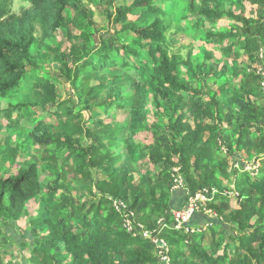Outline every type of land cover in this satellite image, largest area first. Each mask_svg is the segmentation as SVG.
Listing matches in <instances>:
<instances>
[{"label": "trees", "instance_id": "16d2710c", "mask_svg": "<svg viewBox=\"0 0 264 264\" xmlns=\"http://www.w3.org/2000/svg\"><path fill=\"white\" fill-rule=\"evenodd\" d=\"M21 2L0 0V102L15 101L0 103V264H22L13 240L29 264H167L154 238L169 264H264V0ZM198 194L216 218L199 205L177 231Z\"/></svg>", "mask_w": 264, "mask_h": 264}, {"label": "rangeland", "instance_id": "374dc122", "mask_svg": "<svg viewBox=\"0 0 264 264\" xmlns=\"http://www.w3.org/2000/svg\"><path fill=\"white\" fill-rule=\"evenodd\" d=\"M91 8H94V6H96V4L99 3V0H84ZM123 1V0H121ZM126 3H131L132 0H124ZM181 9L184 7V4L183 3H179ZM22 6V2L21 0H14V10L16 12H19L20 11V8ZM167 7V5H166ZM183 11V10H182ZM141 15V13L138 12V10L134 13V16H130V18L133 20H137L139 19V16ZM97 20H99L100 18H96ZM172 37V41L174 43V45L176 47L180 46V45H189L190 47L194 48V53H199L200 51H204L206 50V46L203 44V43H200L202 41L200 40H197V39H192V38H189L185 32H176ZM37 38H38V41L35 43V47H39L38 49L40 51H44V46L46 44H48L49 41H53V39L51 38L50 40H47V41H43L41 43V45H39V41H40V33L38 32L37 33ZM64 39V34L63 32L59 31L58 34L55 36V41H60ZM209 48V47H208ZM55 57H50L45 65L47 64V69H51V68H58V65H52L53 61H54ZM142 60L144 61V68H148V71L151 70V61H150V57L148 54H144L142 56ZM137 73L140 75L142 73V71L138 70ZM259 74H262L263 77H264V73L260 70L259 71ZM137 79H139V76H137ZM61 92L63 93V98H68V91L67 90H63V88H61ZM67 89H69V87L67 86ZM262 89H263V92H264V79H263V84H262ZM26 90V89H25ZM25 90L23 91L25 93ZM13 101L15 102L14 100H5V101H1V105L3 107H6L7 105H9V103ZM114 116L116 117L115 120L116 121H124L126 119V115L124 114H121V113H117V114H114ZM44 116H40V115H37L35 116L34 118H31V119H27V120H24L22 122V126H21V130H20V133H19V136H17V139L20 143V145L22 146V152H23V149L25 147V149H30V143L27 142L25 144V139L27 137H29V133L33 130V123L36 119H41L43 118ZM46 122H49V123H53V124H56L55 123V120H56V117H45L44 119ZM6 125V121L2 119V115L0 114V151L4 149V136H5V133H4V130H5V126ZM123 138L127 139L130 141V138H126L125 137V134H123ZM139 139H141L142 141H145L147 142L148 140H150L148 137H146L145 134H142ZM120 147H121V150H123V143L120 144ZM0 160H1V157H0ZM254 164H250V167L251 169H253V173L256 174V172H254ZM258 166V164L256 165ZM88 182L86 180H81V182L79 183H76L75 185V189H74V195L77 194L78 192L79 193H83V194H87V191H86V186H87ZM225 184L227 185V182L225 181ZM237 203V200L235 199V197H232V200H231V204L232 206H237L236 205ZM37 208V205L36 204H32V206L30 207V210H31V213L33 215H35L36 213H33L32 210L35 211V209ZM210 215H212V213L208 212ZM214 213V212H213ZM215 214V213H214ZM213 216V215H212ZM216 216V214H215ZM214 227L213 224L210 223V226L205 229L204 231L207 232V231H210L212 228ZM177 229V228H176ZM217 230H219V227H216ZM179 229H177L178 231ZM203 231V233H204ZM186 232L188 233H193L194 231L192 229H188L186 230ZM200 234V233H199ZM202 235V234H201ZM211 236V235H210ZM23 242H29L30 239L29 238H26V237H23ZM21 242V241H20ZM20 242L17 243L16 240H13L10 242L11 244V248H8V252H7V261H13V263L15 262H20L22 264H29V261L32 259V255H31V249L28 248V247H24L22 249H20ZM205 244L206 245H209L210 244V239L207 238L206 241H205ZM164 253L161 252V250L159 251L158 255L159 256H163V259H167V264H169V257H164L163 255ZM18 264V263H17Z\"/></svg>", "mask_w": 264, "mask_h": 264}, {"label": "built area", "instance_id": "2783aa9c", "mask_svg": "<svg viewBox=\"0 0 264 264\" xmlns=\"http://www.w3.org/2000/svg\"><path fill=\"white\" fill-rule=\"evenodd\" d=\"M238 166V165H237ZM258 166H254V171L258 170ZM253 170V169H251ZM181 181V180H180ZM208 201L207 195L205 194H198L196 197L191 198L189 204L187 205V208L184 210H179L174 212V226L177 229H183L187 222L189 221L190 217L192 216L193 212L198 210L199 205L204 207L203 209L205 210L206 213L210 212L212 213V211H208L206 209V203ZM200 203V204H198ZM209 214V213H208ZM162 224V222H161ZM163 228L165 227V224L161 225ZM128 229L132 230V226L129 224L128 225ZM188 229H192V228H187ZM201 230H197L196 232H200ZM153 241L156 244H159V249L161 250L162 253H164V257H166L165 253L168 251L167 249V244L164 241H161V243L159 242L158 239L154 238ZM164 262H167V259H162Z\"/></svg>", "mask_w": 264, "mask_h": 264}, {"label": "clouds", "instance_id": "9594fccd", "mask_svg": "<svg viewBox=\"0 0 264 264\" xmlns=\"http://www.w3.org/2000/svg\"><path fill=\"white\" fill-rule=\"evenodd\" d=\"M257 164L259 165V163H257ZM257 164H255V165H257ZM258 168H259V167H258ZM248 169H251V168H248ZM234 195H235V194H232V196H234ZM209 215H210V214H209ZM212 215H213V216H212ZM212 215H210V218H213V217L216 218L214 213H212ZM211 224H212V223H211ZM209 226H210V223H208V224L206 225V228L209 227ZM174 228H175V226H174ZM206 228L200 229L201 231H200V232H196V233L199 234V233H201L202 231H204ZM175 229H176V228H175ZM176 230H177V229H176ZM179 230H180V229H179ZM196 230H198V229H196ZM168 251H169V250H168ZM168 251H167V252H168ZM167 252L165 253L166 257H168V256H167ZM164 263H167V262H164Z\"/></svg>", "mask_w": 264, "mask_h": 264}]
</instances>
